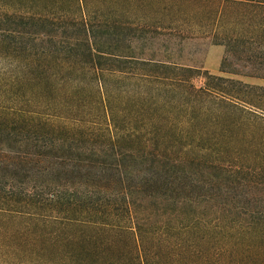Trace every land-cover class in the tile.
<instances>
[{
    "label": "trees",
    "instance_id": "16d2710c",
    "mask_svg": "<svg viewBox=\"0 0 264 264\" xmlns=\"http://www.w3.org/2000/svg\"><path fill=\"white\" fill-rule=\"evenodd\" d=\"M129 1L0 0V255L249 264L264 213L220 209V184L262 190L264 85L173 54L211 35L264 79V0Z\"/></svg>",
    "mask_w": 264,
    "mask_h": 264
},
{
    "label": "rangeland",
    "instance_id": "374dc122",
    "mask_svg": "<svg viewBox=\"0 0 264 264\" xmlns=\"http://www.w3.org/2000/svg\"><path fill=\"white\" fill-rule=\"evenodd\" d=\"M128 2H130L128 0ZM138 5V2L133 3H124L123 7H129L130 10L139 11L141 8L136 9V6ZM104 10L106 12H110L114 9V7L109 8L108 4L104 5ZM131 14L126 17H138L141 16V14ZM171 16H174V14ZM185 17V16H182ZM181 51L175 49L173 54V59L175 61L181 62L183 64L201 69L202 71H209L213 75L225 77V78H234V79H240L246 83L251 84H257V85H264V79L254 77V76H248L245 74H234L230 71V69H224V57H225V47L223 45L214 44L212 41L211 35H204V34H197L194 37L186 38L182 42V45L180 46ZM197 84H200L199 80H195ZM51 119H53L55 122L58 123H67L70 124L73 123V120L66 119V118H59V117H52L48 116ZM264 170V167H263ZM264 181V180H263ZM222 187H231L230 190L221 189V198L223 199H232L234 200L233 205H224L221 206L220 209L227 208V209H240L239 211L244 210V207H247L246 210L249 212L255 211L264 213V183L263 185H260V188L262 190L258 191L255 190L253 187L247 186L244 187L243 185H239L236 178L233 177H222L221 178V184ZM217 192V191H216ZM219 191L217 192V194ZM248 203V205L245 206V204ZM226 206V207H225ZM219 214H223V211H217ZM261 243L260 241H258ZM262 252L260 253V251ZM259 252V253H257ZM256 254H264V246L261 244H255L252 245V248L249 249L248 252V259L247 262L253 263L252 256ZM246 255V256H248ZM259 259V258H258ZM25 259L23 255H20L17 260L15 261H9L8 259H5L4 256L0 255V264H26L24 263ZM55 264L51 262H43L42 260H37L35 262H31V264Z\"/></svg>",
    "mask_w": 264,
    "mask_h": 264
}]
</instances>
